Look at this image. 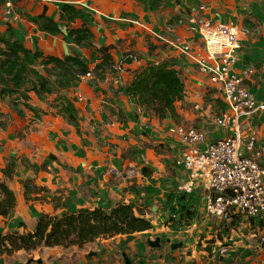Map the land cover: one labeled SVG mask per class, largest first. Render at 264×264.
<instances>
[{"label":"crops","instance_id":"crops-1","mask_svg":"<svg viewBox=\"0 0 264 264\" xmlns=\"http://www.w3.org/2000/svg\"><path fill=\"white\" fill-rule=\"evenodd\" d=\"M7 1L11 3L8 14ZM66 3L81 12L92 34V47L78 46L66 34V25L69 29L82 25L80 19L69 25L62 20L61 6ZM42 13L58 23L61 34L53 36L38 29L34 19ZM191 19L232 23L240 28L241 50L236 70L253 69L244 83L255 98L263 100L264 0H4L0 3V35L10 27L25 48L41 52L44 57L62 58L76 53L87 62L91 74L84 79L77 77L59 89L55 87L51 94L37 96L27 92L29 105L42 114L28 109L25 113L15 105V114L10 117L16 125L0 124V182L4 181L16 196V206L9 216L0 218L3 233L33 230L42 213L109 210L118 203H130L136 214L140 209L150 221L152 228L146 233L184 236L194 226L182 256L176 253L168 259L160 258L146 244L142 232L137 234L143 243L136 245H131L125 235H119L96 239L81 248L42 247L44 257L49 256L48 264H120L107 255L87 262L83 259L87 248H96L97 243L116 253L120 238L125 240L127 249L146 251L144 264H264V247L257 244L260 225L240 216L229 224L207 217L205 192L201 187L183 195L189 213L179 217V212L175 222L186 225L185 228H167L173 207L169 203L175 202V196L179 195L173 189L178 181L187 178V172L174 164L181 152L178 128L201 130L209 140L230 134L229 129L215 125L222 108L216 101L219 93L190 56L205 55ZM184 45L191 47L190 55L183 53ZM105 46L111 47V66L104 69L100 79L93 74L95 65L101 63L95 51ZM91 58H94L92 62ZM149 63H166L179 74L184 97L175 103L179 116L176 120L139 114L140 107L119 90ZM37 69L46 75L41 68ZM30 84L25 85L29 86L27 89H31ZM209 92H215L214 96L208 95ZM14 97L0 96V109L5 110L1 105L3 100ZM71 98L77 113L74 123L68 122L60 111L65 105L63 99ZM106 107H111V113ZM188 107H191L189 111ZM249 123L257 144L247 138L242 143V152L251 156L264 145V113L251 117ZM263 162L264 159L260 168L264 175ZM10 163L13 171L10 178H5L2 169ZM26 186L34 194L28 203L23 198ZM170 197L171 201L166 202ZM152 204L160 209L157 212L160 218L153 215ZM19 223L23 226L15 228ZM220 243L228 248L224 255L217 252ZM36 250L0 255V262H12Z\"/></svg>","mask_w":264,"mask_h":264},{"label":"trees","instance_id":"trees-1","mask_svg":"<svg viewBox=\"0 0 264 264\" xmlns=\"http://www.w3.org/2000/svg\"><path fill=\"white\" fill-rule=\"evenodd\" d=\"M3 1L0 0V3ZM61 18L68 25L77 19L82 20L79 28L69 29L66 25V34L73 39L76 45L92 47V34L79 10L70 4H63ZM34 22L38 24L41 32L49 35L55 36L62 32L58 23L45 13L38 15ZM110 49V46H105L95 51L100 55L101 63L95 65L93 74L100 79L104 76V69L111 66L109 63ZM93 59L91 58L90 62ZM37 67L41 68L46 75L40 73ZM86 73H90L88 64L76 53L62 58L44 57L41 52L25 48L10 27L0 35V96L21 94V98L28 100L27 92L29 91L37 96L51 94L55 87L59 89L66 86L76 79L77 75ZM28 82H31V89H26L25 85ZM121 91L130 96L142 110L158 120H163L167 116L174 120L179 118L175 103L183 99L184 85L176 70L166 63L147 64L135 74L130 83L121 88ZM63 102L65 105L62 106L61 112L67 116L68 122H76L77 113L73 104L74 100L63 99ZM24 106L30 111L34 110L27 103ZM17 113L22 115V111L17 110ZM12 171L13 163H10L2 169V174L5 178H10ZM15 206L14 192L4 181H1L0 218L8 217ZM20 226H23L22 223ZM151 228L152 225L144 217L142 210L137 209L136 214L135 207L130 203H118L109 210L79 209L75 212L66 211L60 215L42 213L31 231L3 233L0 230V255L10 256L15 252L26 253L40 247L76 246L81 248L99 238L130 236Z\"/></svg>","mask_w":264,"mask_h":264},{"label":"built area","instance_id":"built-area-1","mask_svg":"<svg viewBox=\"0 0 264 264\" xmlns=\"http://www.w3.org/2000/svg\"><path fill=\"white\" fill-rule=\"evenodd\" d=\"M5 6L8 14L10 1ZM199 9L204 10V7ZM190 22L195 26L205 55H190L189 45H184L182 51L191 56L199 70L208 76L210 85L222 95L223 105L215 118V125L229 129L230 134L209 140L201 130L178 128L181 152L174 164L187 172V178L178 181L174 188L177 193L188 195L196 187H201L205 192V214L209 218H217L227 224L239 216L256 221L260 225L257 244L264 247V175L260 168L264 145L251 156L246 155L242 152L243 139L240 135L245 129L242 126L245 120L264 113V99L255 98L244 83L253 69L236 70L242 31L232 23L195 19ZM90 76L86 73L79 78ZM227 249L225 244L220 243L217 252L224 255Z\"/></svg>","mask_w":264,"mask_h":264},{"label":"water","instance_id":"water-1","mask_svg":"<svg viewBox=\"0 0 264 264\" xmlns=\"http://www.w3.org/2000/svg\"><path fill=\"white\" fill-rule=\"evenodd\" d=\"M250 123L248 120H245L242 123V126L245 128L241 132V137L243 142L249 138V136H253L254 132L250 131ZM150 209L153 215L157 218H160L158 215V211L160 210L156 204H152ZM194 227V226H193ZM190 232L186 233L184 236H177L173 234L166 233H144L146 244L155 249L158 252V256L160 258L168 259V257L175 255L182 256L183 248L189 238L190 234L193 232V228ZM124 241L122 238L117 243L118 250L116 253L111 250V248L104 246L102 243H97L96 248L88 247L87 250L83 254V259L87 262L94 257L99 255H107L111 257V259L118 260L120 264H134L136 260H138V264H144L142 258H146V251L144 250H129L124 246ZM44 251L42 247L38 248L35 252H32L29 256L22 257L20 259H16L12 262H0V264H48L49 256L44 257ZM256 263H259L258 261ZM172 264V263H169Z\"/></svg>","mask_w":264,"mask_h":264},{"label":"rangeland","instance_id":"rangeland-1","mask_svg":"<svg viewBox=\"0 0 264 264\" xmlns=\"http://www.w3.org/2000/svg\"><path fill=\"white\" fill-rule=\"evenodd\" d=\"M212 23V22H211ZM7 31V30H6ZM5 31V32H6ZM91 43H92V41H91ZM93 46V45H92ZM136 58V57H135ZM143 67H141L140 69H139V71L142 69ZM138 72V71H137ZM136 72V73H137ZM80 75V74H79ZM79 75H77V77L79 78ZM29 79H31V76H29ZM80 79H82V78H80ZM27 88L29 87V86H26ZM25 87V88H26ZM26 88V89H27ZM120 91H121V89H119ZM21 93V92H20ZM212 93H215V92H209L208 93V95L210 94V95H212V96H214ZM56 94V93H55ZM131 98V97H130ZM66 100H73L72 98L71 99H66ZM208 100L209 101H211L209 98H208ZM213 100L215 101L216 99L215 98H213ZM105 101V100H104ZM217 103H218V105H219V107L220 106H222L223 105V97H222V95L221 94H219L218 95V98H217ZM106 102V101H105ZM25 103H27V104H29V102H28V100H26L25 98H21V94H17L15 97H14V99H12V100H10V99H8V100H3L2 102H1V105H3V107L5 108V110L4 111H2L1 109H0V124L3 126V124H4V126L5 127H10V126H12V125H16L15 123L16 122H14L13 120H12V118L10 117V114L12 115V114H15V109L17 108V107H15V105L16 106H18L20 109H22V111H24L25 113L28 111L27 110V108H25ZM201 106L203 105L202 103L200 104ZM62 108V107H61ZM61 108H60V111H61ZM190 108L191 107H188V111L190 110ZM204 108H205V106H204ZM34 109V108H33ZM109 109H111V107H106V110L108 111V112H110L111 113V111H109ZM36 110V109H35ZM140 112H138L139 114H141V115H150L149 113H147L146 111H144V110H142L141 108H140V110H139ZM32 112H34L35 114L38 112V115H40V114H42L41 112H40V110L38 111H34V110H32ZM255 116H258V115H255ZM30 118H31V116H29ZM24 129V128H23ZM20 135H19V137H22L23 136V132H20L19 133ZM79 137H81V135H79ZM24 138V137H23ZM81 140H83V139H81ZM249 140L250 141H253L255 144H257L256 143V141H255V139H254V136H251V137H249ZM257 146V145H256ZM28 154H29V151H28ZM20 157H22V155L20 156ZM25 190H26V192H24L23 193V198H24V200L26 201V203H28V200L29 199H32V198H34V194L31 192L32 191V189L30 188V190H28V189H26L25 188ZM174 190V193H177L176 191H175V188L173 189ZM176 197V200H175V202H170L171 201V198L172 197H170V198H168L167 199V201L166 202H170L169 203V205H172L173 207L171 208V212H169V213H171L172 214V217H171V219L169 220L170 221V224L167 226V228L168 229H171V230H173V229H183V228H185V226L186 225H183V224H181V223H176L175 221H177V216L179 215V217L180 216H188V209H186L187 207H186V203H185V201H186V197L185 196H183V195H181V194H179V195H176L175 196ZM43 198H44V196H43ZM137 202H139V200L137 199L136 200ZM136 202V203H137ZM177 208V209H176ZM179 208V209H178ZM179 212H181L180 214H178ZM184 212V213H183ZM42 213V212H41ZM187 213V214H186ZM178 214V215H177ZM173 215H175V216H173ZM177 215V216H176ZM175 219V220H174ZM181 219H183V218H181ZM168 224V223H167ZM166 224V225H167ZM20 225H21V223L20 224H17L16 226H15V228H19L20 227ZM153 228H156V226L155 225H153ZM126 238L128 239V242L131 244V245H136V244H139V243H143V239H142V237L139 235V234H137V233H135L134 235L132 234V235H130V236H126ZM23 256V255H22Z\"/></svg>","mask_w":264,"mask_h":264}]
</instances>
